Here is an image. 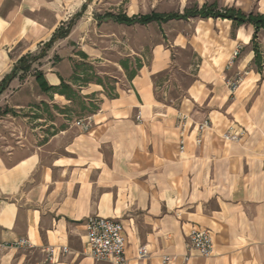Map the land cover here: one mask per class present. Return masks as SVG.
Masks as SVG:
<instances>
[{
    "label": "crops",
    "instance_id": "1",
    "mask_svg": "<svg viewBox=\"0 0 264 264\" xmlns=\"http://www.w3.org/2000/svg\"><path fill=\"white\" fill-rule=\"evenodd\" d=\"M57 4L0 0V72L19 42L33 51L50 39L66 18ZM40 5L52 21L36 14ZM170 64L166 48H152L149 63L116 83L113 96L99 95L88 132H62L68 137L49 163L38 155L0 163V242L31 243L18 257L0 255V264H104L85 249L83 222L94 215L122 223L129 264H160L162 255L173 264H264V68L249 67L231 94L223 59L204 60L174 96L166 90L171 79L156 84ZM58 81L52 75L49 83ZM204 120L209 125L197 144L190 129ZM229 127L244 132L226 141ZM194 227L210 233L213 252L191 251L185 261ZM141 245L149 255L138 260Z\"/></svg>",
    "mask_w": 264,
    "mask_h": 264
},
{
    "label": "rangeland",
    "instance_id": "2",
    "mask_svg": "<svg viewBox=\"0 0 264 264\" xmlns=\"http://www.w3.org/2000/svg\"><path fill=\"white\" fill-rule=\"evenodd\" d=\"M203 4H213L216 9L234 7L245 13H264V0H58L56 8L66 18L60 19L56 30H64L72 21L67 36L54 41L35 61L31 60L41 54L44 43L30 51V44L19 42L8 53L9 65L0 72L1 83L15 66L30 64L28 71L16 69L15 81L11 80L0 94V163L12 166L31 155L49 163L53 154H60V141L68 137L62 132L78 130L74 121L98 106L99 95L113 96L116 83L128 79L138 65L149 63L155 46L166 48L171 61L168 71L156 78V84L171 79L174 87L168 86L166 90L174 96L182 94L183 87L190 82L189 75H195L197 65L204 60L223 59L226 83L237 74L242 82L249 67L263 69L264 30L257 33L252 43L253 28L247 24L235 27L227 19L198 16L147 24L115 21L119 15L183 14L185 9ZM76 13L79 15L75 16ZM36 14L52 21L50 11L41 5ZM246 36L249 39L244 45ZM255 44L261 54L259 67L253 62ZM248 56L249 64L239 67L238 62ZM36 70L43 72L48 83L52 75L58 80L62 78L76 91V97L68 100L41 91L33 75ZM93 87L98 90L91 91ZM24 249H1L0 255L15 258Z\"/></svg>",
    "mask_w": 264,
    "mask_h": 264
},
{
    "label": "built area",
    "instance_id": "3",
    "mask_svg": "<svg viewBox=\"0 0 264 264\" xmlns=\"http://www.w3.org/2000/svg\"><path fill=\"white\" fill-rule=\"evenodd\" d=\"M234 51L233 55H236ZM241 82V77L237 74L232 80L227 82L230 93L237 90ZM187 117L185 115L180 117V124L183 128L186 124ZM93 124L92 115L78 118L74 121V125L83 132H88ZM208 121L204 120L199 124H193L191 132H195V142L200 144L203 138L204 130L208 128ZM244 129L239 128L235 130L229 127L222 135L226 141L237 140L241 137ZM183 136V134H182ZM179 149H183V140L179 141ZM85 249L88 255L94 262L104 264H129L126 256V249L128 245L127 236L122 223L114 218H106L101 216H89L83 222ZM31 243L26 238H19L12 242H0L1 249H16V248H30ZM185 248L187 254L185 261L189 258L190 252L195 251L198 255L203 257L211 256L213 252V243L210 233L201 228H192L187 235L185 241ZM46 252L51 253V249ZM149 255V250L146 245H141L136 250V258L138 260L146 258ZM174 258L170 255H162L160 264H173Z\"/></svg>",
    "mask_w": 264,
    "mask_h": 264
},
{
    "label": "trees",
    "instance_id": "4",
    "mask_svg": "<svg viewBox=\"0 0 264 264\" xmlns=\"http://www.w3.org/2000/svg\"><path fill=\"white\" fill-rule=\"evenodd\" d=\"M79 13H76L75 16H78ZM201 17V18H220V19H227L231 21L232 25L235 27H239L241 25H250L253 28V33L250 42H254L255 38L257 37V33L260 30H264V13L259 12H248L245 13L240 9L234 8V7H227L223 9H216V7L212 5L203 4L201 7H195L192 9H185L183 14H175V13H169V14H161L152 12L149 14L139 15V16H126V15H119L115 17V21L119 23L124 24H133V23H139V24H147L149 22L153 21H160L165 22L170 19L175 18H188V17ZM72 26V21L68 24V26L64 30H55L53 34L51 35L50 39L44 43V47L42 49L41 54L38 56L33 57L31 61H35L38 58H41L47 49H49L54 41L64 38L67 36V34L70 31V28ZM254 53L253 62L259 67L261 65V54L259 52L258 46L255 44L254 48L252 49ZM83 57L86 55L81 52L80 53ZM124 69H126V64H123ZM140 67V65L137 66V69ZM20 69L21 71H28L30 69V64H27L26 66H15L10 74H8L5 79L0 83V94L6 89L9 82L16 77L15 70ZM135 70L131 71L128 75L129 78L134 76ZM34 78L36 83L38 84L39 88L43 92H52L59 95L64 96L68 100H73L76 97V91L73 90V88L66 83L62 78L59 77V83L56 85H51L47 82L45 79L43 72L41 70H36L34 72ZM74 80H79V78H74ZM87 82V80H83ZM98 110V106H93L92 109L88 112V115H92L96 113Z\"/></svg>",
    "mask_w": 264,
    "mask_h": 264
}]
</instances>
